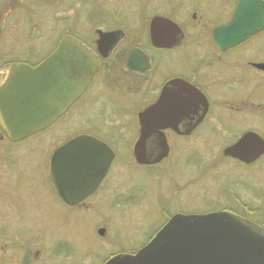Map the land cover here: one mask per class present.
I'll return each instance as SVG.
<instances>
[{
	"label": "flooded vegetation",
	"instance_id": "obj_1",
	"mask_svg": "<svg viewBox=\"0 0 264 264\" xmlns=\"http://www.w3.org/2000/svg\"><path fill=\"white\" fill-rule=\"evenodd\" d=\"M240 7L241 12L251 19V26H261L236 41L238 33L235 28L230 27L226 32H219V28L229 25ZM43 9L49 10L50 21L49 33L44 38L35 21ZM22 10L31 11L29 20L35 22L30 25L24 40L18 42V37L7 33V28L10 27L9 21L22 14ZM263 22L264 0H0V40L3 37L5 47V55L0 58L9 60L0 66V84L9 64L22 62L35 67L53 54L64 40L77 42L96 63L86 87L44 128L23 139L13 140L0 126V196L10 194L7 186L12 182L9 178L14 179L10 170L15 158L12 153L21 146L20 143H27L45 131L47 137L53 138L47 130L58 121L63 122L67 114L96 112L100 119L93 122L95 120L90 115L85 116L89 119H82L79 115L77 120L88 122L89 126L50 145L44 163L36 164V171L31 168L29 173L31 166L26 164L20 176L23 174L28 180L12 193L15 200L10 205L2 203L1 212L5 208L9 211L0 213V233H4L8 226L4 220L11 219L15 221L14 233L22 239V253L15 264L46 262L47 257L41 259L43 250L49 259L72 258L73 261L72 255L77 249L66 239L73 224L72 215L89 206L90 200L98 204L109 185L113 186L114 179L124 176L121 171H113L116 162L129 161L148 172L155 167L162 170L169 163L173 172L180 165L198 169L218 168L231 162L245 167L264 166ZM32 32L38 37L28 44ZM22 42L29 45V55ZM19 56L20 60L16 58ZM156 106H163L157 111L161 115L155 124L158 128L146 137L140 156L144 162H137L134 147L140 135L138 115L145 108ZM128 109L123 120L109 115L112 110L122 114ZM116 130L128 131L129 148L124 155L108 142ZM246 133L258 136L260 141L247 143L239 157L224 152ZM79 135L103 141L114 154L95 187L82 200L69 203L56 187L58 175L64 168L63 164L54 165V160L63 158L60 155L55 157L54 153L69 139ZM205 152L211 159L200 158ZM120 155L129 159L118 161ZM236 179L232 181L228 175L219 181L215 196L220 208L216 212L241 216L264 228L263 189H256L257 195L254 196L258 199L254 201L247 195L244 179ZM229 181L243 184L247 194L234 190ZM174 182L172 187L178 184ZM135 188L132 187L134 192ZM15 192L22 195H14ZM119 193L115 192L116 195ZM182 195L178 194L181 202L178 201L173 209L164 202L156 204L159 217L152 216L146 223L143 219L145 211L137 212L136 217L144 224L143 230L148 223L158 220L149 225V231H145L142 237L140 235L142 241L139 245L118 247L96 260L105 264L108 258L118 253L137 252L174 215L186 214L181 210L185 199ZM136 198L143 199L138 194ZM153 206L150 201L148 211ZM138 213L141 216H137ZM39 219L45 223L39 226L40 230L35 228ZM67 222L68 232L64 229ZM61 224L59 232L56 227L61 228ZM105 226L102 223L95 229L102 237L108 234V231L105 234ZM42 235L50 239L49 248L44 246ZM136 236L128 235L127 240ZM9 245L13 244L8 240L0 245V264L7 259ZM58 249L62 251L58 253ZM86 252L87 260H91L90 248Z\"/></svg>",
	"mask_w": 264,
	"mask_h": 264
},
{
	"label": "water",
	"instance_id": "obj_2",
	"mask_svg": "<svg viewBox=\"0 0 264 264\" xmlns=\"http://www.w3.org/2000/svg\"><path fill=\"white\" fill-rule=\"evenodd\" d=\"M235 12L230 24L220 27L219 32L235 28L238 41L260 28L250 25L252 21L241 7ZM95 67L90 53L77 42L66 40L35 67L22 62L9 64L0 84V126L4 133L19 140L44 128L77 98ZM160 107H147L138 115L137 162H144L142 148L146 137L158 128ZM258 141V136L246 133L224 152L239 157L247 143ZM54 154L63 156L54 160V165L63 164L64 168L56 180L58 192L67 202L75 203L100 181L114 152L103 141L79 135ZM105 264H264V228L230 213L177 214L137 252L118 253Z\"/></svg>",
	"mask_w": 264,
	"mask_h": 264
},
{
	"label": "rangeland",
	"instance_id": "obj_3",
	"mask_svg": "<svg viewBox=\"0 0 264 264\" xmlns=\"http://www.w3.org/2000/svg\"><path fill=\"white\" fill-rule=\"evenodd\" d=\"M21 13L22 14H18L19 16H16L14 19L9 21L10 27L7 28V33L11 34L13 37L17 36L18 42L19 40H24L30 25H33L32 22L35 21L39 25L41 32H43V38L45 37V34L49 33V10L43 9L35 21L29 20L32 18L31 11L25 12L22 10ZM37 37L38 35L33 33L27 43L29 44L30 40L33 41L32 39H36ZM22 44L23 49L25 52H27V55H29V45L26 44V42H22ZM1 55H5L3 37L2 40H0V56ZM16 58L20 60L21 57L19 56ZM7 63H9V60L0 58V66H3ZM129 110L130 109L124 111L122 114L115 113V110H112L109 115L110 117H117L123 120V116H125L124 113L126 114ZM79 115H82V119H86L88 117L85 116L90 115V117L95 120L93 122L100 121L96 112L67 114V117L63 122L58 121L52 128L47 130V132H50L53 138L47 137L45 131V133H42L41 135H36L37 137L34 136L35 139H29L27 143H20L21 146L17 147V149L13 151L12 154H15V158L11 162L13 167L10 168V170L13 171L14 179L9 178V180H12V182H9L7 186V190L10 192V194H4V196H0V207L4 202H6V204L9 203L10 205L15 200L12 193L19 185L25 183L28 180L23 174L22 177L20 176L22 170L26 169V164L31 166L29 173L31 172V168H34L36 171V164L38 166L39 164L42 165L44 163L47 156L46 150L50 147V145L61 141L64 137H68V135L72 132L76 133V131H79L80 128L89 126L88 122H81L82 120H77ZM117 128L118 127L114 129ZM127 133V130H116L112 132L111 138H108V142L112 145V147L115 150L117 149L120 151V153L123 155L125 154V150L129 148ZM205 153H203L200 158L205 161L211 159L209 154ZM213 154L214 152L211 155ZM120 156L121 157L118 158V161L129 159L128 156H124V158H122V155ZM233 166L235 168H233ZM5 167L7 168L8 166ZM114 170L123 172L124 176L114 179L113 186L109 185V189L105 190L104 195L102 198H100V202L98 204L96 203L97 206L93 202L94 200H90V205L88 204L89 206L82 208L80 211L76 210V212L72 215L73 224L71 228H69L71 229L70 232L67 231L68 222L64 224V229L68 232L66 234L69 236V238L66 239L77 249L75 254L72 255L74 258L73 261H71L72 258L68 260H61L59 258L49 259L43 250L40 253L41 259L43 257H47L50 261L47 259L46 262L40 261L37 264H51V261L57 264H100V261L96 259H98L100 256H107L108 252H114L118 247L124 246L125 248H133V246L139 245V243L142 241V239H140V235L142 237L145 231H149V225L158 221H151L148 223L146 229L143 230L142 226H144V224H142V221L138 219L139 217H136L137 212H140L142 209L145 211L143 219L144 223H146V221H149L150 218L159 217V208L157 205L160 204V202H164V205L169 206V209H173L174 205L177 206L176 203L180 201L178 199V194L181 195V193H183L181 196L182 199L183 197L185 198L181 203V210L185 211L186 214L194 215L205 214L207 212H216L220 207L216 202L215 193L217 191L215 190L219 184V181L223 180L228 175L232 181L237 180V177L244 179L247 185L248 194L245 190H243V184H235V182L232 184V181H229L231 183L230 187H232L234 190H239L241 192L244 191L248 196L250 195L254 201H257L258 199L256 196H254V194L257 195L256 189L259 188L260 190L263 189L264 191V166L245 167L239 166L238 164L233 165L231 162L218 168H211L207 166V168L199 167L198 169L196 167L191 168L180 165L178 170L173 172L172 169H170L169 163L166 167H162V170H160L159 167H155L151 168V171L148 172L142 167H135L132 162L123 161L116 162L113 168V171ZM174 180L178 184L172 187L173 184H175ZM132 187H136L135 192L132 190ZM116 191H120L119 195L115 194ZM137 194L141 195L143 199L136 198ZM14 195H22V193L15 192ZM3 197L5 198L4 200L2 199ZM150 201H152L154 206L152 210L148 211ZM1 209L2 208H0V213H2ZM4 210H7V212L9 211L8 208H5ZM4 210L2 214H5ZM147 211L148 213L146 214ZM137 216L141 215L138 213ZM7 217L11 218V215H7ZM4 221V223H7L8 226L4 233H0V245H4L6 240L10 241L13 245H9L11 248L10 250L6 251L7 259L3 264H15L18 262L20 257L19 255L22 253V239L21 236H18L14 233L15 225L13 224L15 221L11 219H6ZM38 222L39 223L37 226H35V228L40 230L39 226L42 227V225H45V223L42 222L41 219H39ZM100 223L106 224L105 234L107 231L108 234L105 237L97 234V230H95L98 225L101 226ZM59 226L61 228L56 227V229L61 232L62 224ZM142 230L143 232L139 234ZM133 234H136L137 236L127 240L128 235L131 236ZM11 236L13 237V241L8 239V237ZM42 236V241L45 242L43 243L44 246L49 248L50 239H48L47 235ZM51 239L53 240V238ZM36 246L39 247L40 245L37 244ZM89 248L91 250V256H89V259L92 261L87 260L86 258V250ZM57 251L60 253L62 250L58 249Z\"/></svg>",
	"mask_w": 264,
	"mask_h": 264
}]
</instances>
